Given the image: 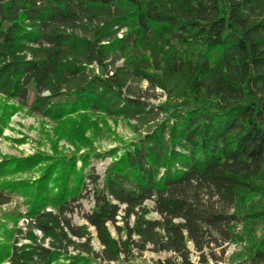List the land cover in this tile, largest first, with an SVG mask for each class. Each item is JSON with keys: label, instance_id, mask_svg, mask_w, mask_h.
<instances>
[{"label": "trees", "instance_id": "obj_1", "mask_svg": "<svg viewBox=\"0 0 264 264\" xmlns=\"http://www.w3.org/2000/svg\"><path fill=\"white\" fill-rule=\"evenodd\" d=\"M141 82L189 100L147 127L159 113L133 88ZM0 97L18 106L0 105L2 124L26 108L76 148L91 147L95 114L145 127L111 152L101 188L88 177L87 225L67 217L86 186L75 158L53 148L1 161L0 207L18 195L25 210L0 217V264H132L148 250L192 264L190 245L206 263L234 239V203L264 202V0H0ZM42 163L34 181L6 179ZM250 216L264 218V204ZM234 264H264V237Z\"/></svg>", "mask_w": 264, "mask_h": 264}, {"label": "rangeland", "instance_id": "obj_2", "mask_svg": "<svg viewBox=\"0 0 264 264\" xmlns=\"http://www.w3.org/2000/svg\"><path fill=\"white\" fill-rule=\"evenodd\" d=\"M122 30L117 36L122 37ZM190 46L175 45L179 54H182ZM121 61L118 62V65ZM133 88L137 93L145 97V101L154 108V114L159 113L158 118L147 127L161 123L167 119L174 107L182 106V103L189 100L187 93L179 86L168 87L167 89L152 88L146 82L134 83ZM34 98V92L29 90L28 102ZM6 103L8 106H16L12 101H8L0 97V105ZM161 108V112L157 110ZM92 127L86 132L85 136L90 140L91 147L76 148L63 138H58L54 133L55 123L41 116L32 115L26 108H17L9 119L2 124L0 122V162L9 158H26L35 155L43 157L53 156V148H56L60 156L66 159L75 158L76 169L83 168L85 188L82 191V198L75 203L73 213L68 214L70 222L74 226L87 225L83 219V215L90 213L93 209V186L90 184L89 176H98L97 188H101L102 178L108 166L114 160L111 152L116 150L117 155L121 149H124L132 141H135L143 135L144 128L136 129L133 121H125L121 118H108L101 114H95L91 117ZM90 149V150H89ZM88 154V163L82 167L81 158ZM116 156V155H115ZM44 166L40 164L34 171L30 173H18L7 180H28L29 182L36 180L39 175V169ZM258 186H262V182L256 181ZM243 195V201H236L230 209V214L237 216V222L232 225L234 239L219 248L212 245L211 255H206V263L198 259V254L190 245L189 261L192 264H234L244 259L246 252L264 237V218H253L250 215L255 212L264 202L260 194ZM24 199L18 195L11 196L9 204L0 207V217L3 213L20 212L24 213ZM148 208L152 207V202H146ZM150 219L158 217L152 213ZM26 222L22 219L18 223V227L25 230ZM110 232L115 236L114 229L109 225ZM93 239L91 245L95 251H100V246L95 238L94 229L88 227ZM37 233V232H36ZM38 237H41L37 233ZM207 251V250H206ZM223 251V252H222ZM170 259L171 264H180L179 259H175L171 253H154L146 251L140 257L132 259V264H158L166 263ZM167 264V263H166Z\"/></svg>", "mask_w": 264, "mask_h": 264}]
</instances>
